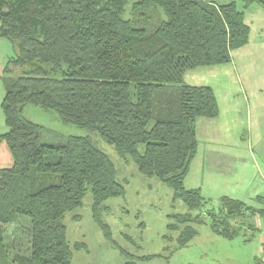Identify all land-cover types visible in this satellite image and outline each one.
Returning <instances> with one entry per match:
<instances>
[{
    "label": "trees",
    "instance_id": "16d2710c",
    "mask_svg": "<svg viewBox=\"0 0 264 264\" xmlns=\"http://www.w3.org/2000/svg\"><path fill=\"white\" fill-rule=\"evenodd\" d=\"M239 2L264 11V0ZM248 38L235 3L0 0V39L14 50L0 105L7 128L0 142L13 158L11 168L0 170V264H72L81 246L67 242L66 215L90 195L92 220L110 241L104 204L125 193L114 164L90 138L48 143L43 128L23 116L27 106L96 134L141 176L165 184L187 209L169 217L172 236L165 239L176 242L173 252L202 224L227 240L243 229L257 231V220L264 229L263 198L257 207L222 198L214 210L183 186L197 151L195 122L217 115L211 89L185 85L184 75L228 63ZM19 225L28 238L26 253L5 243ZM128 258L125 264H136Z\"/></svg>",
    "mask_w": 264,
    "mask_h": 264
},
{
    "label": "rangeland",
    "instance_id": "374dc122",
    "mask_svg": "<svg viewBox=\"0 0 264 264\" xmlns=\"http://www.w3.org/2000/svg\"><path fill=\"white\" fill-rule=\"evenodd\" d=\"M254 20H258L256 16ZM0 41V61L2 57L7 59L14 56L11 43L4 39ZM237 67L239 68L238 62ZM212 69L217 70V73L221 71L214 74ZM248 71L249 66L246 70L243 68V71L236 69L235 81L232 78V82L228 83L227 79L233 76V72L225 66L198 68L185 73L183 80L185 84L193 85L200 81V74L201 80L215 83L218 86L215 90L220 105L224 108V104L231 105L233 98L238 94L237 81L244 89L248 88V78L255 79ZM255 72L253 74L256 75ZM259 82L262 84L263 80L259 79ZM23 116L43 128V136L48 143L53 142L55 137L90 138L114 164L117 180L124 186L125 193L122 197L110 199L104 204L107 209L103 211L102 219L111 230L110 241L105 239L91 218L90 195L85 197L81 208L66 215L64 223L67 242L71 246L75 243L85 245L84 249L73 253L72 264H125L129 261L128 255L135 257V260L158 256L151 261L136 260V264H256L255 257L264 261V253L260 252L259 245L264 243V229L258 220L257 231L243 229L232 240L215 236L207 223L202 224L196 227L197 235L186 247L173 252L176 243H166L164 240L167 224L171 222L169 217L185 214L187 209L182 201H172V191L165 184L144 178L134 164H125L115 149L104 143L96 134L61 122L53 112L27 106L23 110ZM237 127L238 125L235 129ZM3 129L5 124L0 111V134ZM7 156L9 161L10 157ZM215 158L219 164L204 167L207 174L203 175L200 166L202 161L206 164L205 162ZM4 160L5 157L0 154L2 167L6 165ZM194 160L192 172L187 180L193 178V183H189V186L201 188V197L205 202L207 200L206 208L217 210L222 197L257 207L258 203L256 204L254 199L264 197V134L258 137L253 134L250 137L240 126L221 144L214 140H200V148ZM74 216L79 219H72ZM11 234L12 232L7 234L6 244L12 252L26 253L29 248L28 238L22 227L19 225L16 232ZM18 235L20 237H17Z\"/></svg>",
    "mask_w": 264,
    "mask_h": 264
},
{
    "label": "crops",
    "instance_id": "0c3cea01",
    "mask_svg": "<svg viewBox=\"0 0 264 264\" xmlns=\"http://www.w3.org/2000/svg\"><path fill=\"white\" fill-rule=\"evenodd\" d=\"M201 1H203L206 4L213 5V6H224V5H228L231 3H235L237 5L238 10L243 13L244 23L249 28L248 43L244 47L231 52L230 61L228 63L217 66V67L225 66L230 71L232 70L234 77L231 76V78H228L227 79L228 83L232 82V78H234V81H235V75H234L235 72L234 71L236 69L243 71V68L246 70L247 66H249L248 72L250 74L252 73V75L254 76L255 79L251 80L250 78H248V81H249L248 82V88L244 87V89L241 86V84L240 85L238 84V81H237L238 79H236V81H237V84H236L237 90L236 91L238 92V94L233 98L231 105H230V103H228L226 105L224 104V108L221 107V105H220L219 97L217 96V91L215 90V88H217L218 86L215 85V83L211 84L209 82V80H204V79L201 80L200 74H199V80L200 81H197V83H194L193 85L184 83L185 85L191 86V87H208V88H210L211 91L213 92L215 102H216V106H217V115L214 118H212V119L202 118V119H198L195 122L194 131H195V136L197 139V151H196V154L192 160L193 163L195 161L194 159L197 156L198 150L200 148V140H203V141L209 140V142H212L214 140V141H218L219 144H221V143H223L224 139H226L228 136H230L233 131L235 132V130L240 126L242 127V131L246 132L250 137L253 134L256 135V137L260 136L261 134H264V11L261 7H259L256 4L249 6L247 9H243V4H241L239 2V0H201ZM254 16H256V18L259 21L258 20L255 21ZM0 43H2V42L0 41ZM3 45H6V44H3ZM12 57L13 56L7 57V59H6V57H2V61H0V105H1V102H2L4 95H5V90L3 87L4 69ZM4 59L7 60L6 63H4L5 62ZM237 62L239 63V68L237 67ZM213 69L211 71H213L214 74H216L217 70H213ZM254 71H256L255 72L256 75L253 74ZM259 72H261L263 74V76ZM243 74H245V73H243ZM259 79L263 80L262 84L259 82ZM183 82H184V80H183ZM238 99H239V101H237ZM0 111H1V108H0ZM2 116H3V114H2ZM3 119H4V117H3ZM237 125H238V127L235 129V127ZM6 132H7V128L5 126V129H3V131H1L0 136L4 135ZM240 132H241V130H240ZM205 152L206 151L204 150V153ZM0 154L5 157V160L3 162H5V164H6V165H4L5 167H2L3 165H1L0 170L11 168L13 166V158L11 156V153H10L6 143L3 141L0 142ZM7 155H9V157H10L9 161H8ZM192 162L190 164L189 171L183 180V186H184L185 190L196 191L201 196L202 191H201L200 187L189 186V183H191V182L193 183V180H192L193 178L187 180L190 173L192 172V165H193ZM205 163L206 164H204L202 161V163L200 165L203 175L206 173L204 171L205 170L204 167L206 168L207 166H209V164H215V163L219 164L218 160L216 158L213 160H209V162H205ZM226 164H228V163H226ZM228 168L231 169V166L228 165ZM220 174L222 176L224 175L222 172ZM222 198H224V197H222ZM258 198L264 199V197H256L254 200L256 201ZM203 200H204V198H203ZM231 200H233V199H231ZM237 201H239V200H237ZM206 202H207V200H206ZM219 206H218V208H219ZM74 218H77L76 220L79 219L77 216H74L72 219H74ZM256 224H257V222H256ZM168 225L169 224H167V226ZM166 231H167L166 236L170 237L171 234L168 233L167 227H166ZM215 236H217V235H215ZM17 237H20V236L18 235ZM173 237H174V235H173ZM164 240L166 241V243L175 242L173 239H172L173 241L170 242L169 240L165 239V236H164ZM5 243H6V240H5ZM75 244H79L81 246V248L77 251H80L81 249L85 248L84 244H81V243H75ZM259 245H260V252L264 253L263 243L259 244ZM17 251H18V249H17ZM151 260H149V261H151ZM257 261L259 264L264 263L263 260L259 261V259H257V257H255L256 264H257Z\"/></svg>",
    "mask_w": 264,
    "mask_h": 264
}]
</instances>
